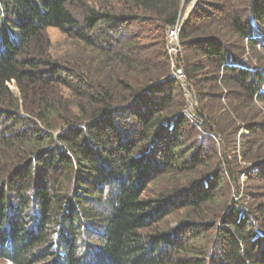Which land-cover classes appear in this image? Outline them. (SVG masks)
<instances>
[{
  "label": "trees",
  "instance_id": "trees-1",
  "mask_svg": "<svg viewBox=\"0 0 264 264\" xmlns=\"http://www.w3.org/2000/svg\"><path fill=\"white\" fill-rule=\"evenodd\" d=\"M196 1L181 30L187 80L225 76L250 104L264 101V64L251 68L228 41L264 47V0ZM118 3L122 9L99 11L86 0H0V261L264 264V219L252 206L226 204L225 173L235 179L245 170L215 163V137L227 141L230 132L205 104L194 111L202 129L188 118L171 74L167 32L182 0ZM51 28L83 44L84 65L52 59ZM231 126L236 135L240 127ZM168 175L190 182L146 198ZM222 192L223 209L207 217ZM182 210L188 217L178 229H151Z\"/></svg>",
  "mask_w": 264,
  "mask_h": 264
},
{
  "label": "rangeland",
  "instance_id": "rangeland-1",
  "mask_svg": "<svg viewBox=\"0 0 264 264\" xmlns=\"http://www.w3.org/2000/svg\"><path fill=\"white\" fill-rule=\"evenodd\" d=\"M86 1L88 4L95 6L99 11H103L102 7H107V9H104L105 11H110L113 6L115 9L123 8V6L118 3L119 0ZM205 1L208 3L211 0ZM245 2L247 1L245 0ZM182 4H184V13L183 17L179 20L181 21V30L185 27L191 13L196 8L197 1L182 0ZM250 12L251 11H249L248 14ZM168 33L169 31L167 32L166 47H168L169 42ZM46 38L50 42V55L54 61L61 62L63 65H84L85 59L89 58V54H87V51L81 42L67 37L58 29H48L46 31ZM179 41L182 48V53L179 56L181 64V59L184 54L181 31ZM228 41L234 46V48L238 49L236 53L242 57V60L251 64V68L258 70V67L262 65V63L264 64V47L260 44L257 45V47L252 48L249 45L248 40H242L238 37L232 38ZM119 73L123 79L125 76L129 77L125 74V71ZM98 76L103 79L106 75L99 74ZM203 77L204 76H199L198 79ZM215 77L217 76H214L211 79H217ZM98 79L99 81H104L100 78ZM229 80L230 79L225 76H220L215 82L203 81L202 83H191L186 80L184 83H181L187 100L185 113L186 111H196L199 108V104H205L208 109L206 114L216 119L221 127H226L229 130L230 137L227 141H223L222 137L216 134L215 143L219 149V160H216L215 163L216 165L221 163L222 165L224 163L226 165V162L231 161L245 171L236 174L235 179L229 178L225 173V184L223 187L231 189L226 204L231 206V203L236 200L240 202L242 207L246 208L247 206H252L254 215L259 221H261L264 219V179H262L261 176L264 175V101L260 100L261 96H259L257 100H254V102L250 104L247 99L243 98V91L234 84H231ZM9 87L12 94L20 99L21 91L17 85L15 83H10ZM59 95L64 97L65 102H69L72 107V112L76 114L79 113L80 106L79 108L77 107V104L74 103V99L67 91L60 89ZM82 103L83 105H86L84 102ZM214 112H217V118L215 117ZM22 114L26 115L23 109ZM231 125L240 127L236 135L233 134L234 127ZM249 128H254V130L250 131ZM60 133H62L61 129L54 131L55 135H59ZM208 157L210 159L211 157L214 158L213 154ZM208 157L206 160H208ZM220 159L222 161H220ZM256 161H260V163H254ZM187 177L188 176L184 177L181 175H175L172 177V175H168L164 178H159L148 187L146 198L157 199L161 192L171 189L169 188L170 184L180 186V189H185L190 182ZM226 198V196L224 197V192L220 193L216 202L217 204L214 203L207 207V217H211V214L213 213H219L224 207L223 204L226 201ZM187 212L188 210L170 211L167 213L163 221L153 226L151 229H178L183 219L188 217V215H186ZM223 214L225 213L223 212ZM149 232L151 231H148L147 233ZM0 264L7 263L0 261Z\"/></svg>",
  "mask_w": 264,
  "mask_h": 264
},
{
  "label": "built area",
  "instance_id": "built-area-1",
  "mask_svg": "<svg viewBox=\"0 0 264 264\" xmlns=\"http://www.w3.org/2000/svg\"><path fill=\"white\" fill-rule=\"evenodd\" d=\"M181 21H178L177 25L170 28L168 33V47L167 51L172 63V76L180 83H184L187 80L184 69L180 64V55L182 53L181 44L179 41V35L181 31ZM186 116L197 123L198 127L202 129V120L195 114L194 111H186Z\"/></svg>",
  "mask_w": 264,
  "mask_h": 264
},
{
  "label": "water",
  "instance_id": "water-1",
  "mask_svg": "<svg viewBox=\"0 0 264 264\" xmlns=\"http://www.w3.org/2000/svg\"><path fill=\"white\" fill-rule=\"evenodd\" d=\"M183 13H184V4L182 6V11H181L180 19L183 17Z\"/></svg>",
  "mask_w": 264,
  "mask_h": 264
}]
</instances>
